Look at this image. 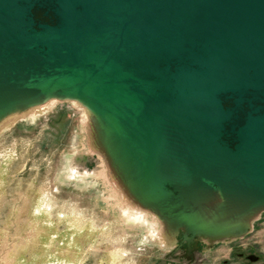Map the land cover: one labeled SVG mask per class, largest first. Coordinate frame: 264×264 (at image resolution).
<instances>
[{
    "label": "water",
    "instance_id": "obj_1",
    "mask_svg": "<svg viewBox=\"0 0 264 264\" xmlns=\"http://www.w3.org/2000/svg\"><path fill=\"white\" fill-rule=\"evenodd\" d=\"M44 97L169 202L264 205V0H0V114Z\"/></svg>",
    "mask_w": 264,
    "mask_h": 264
},
{
    "label": "rangeland",
    "instance_id": "obj_2",
    "mask_svg": "<svg viewBox=\"0 0 264 264\" xmlns=\"http://www.w3.org/2000/svg\"><path fill=\"white\" fill-rule=\"evenodd\" d=\"M42 104L0 117V264H249L239 251L264 264V210L232 240L165 229L112 179L99 118L76 100Z\"/></svg>",
    "mask_w": 264,
    "mask_h": 264
},
{
    "label": "bare ground",
    "instance_id": "obj_3",
    "mask_svg": "<svg viewBox=\"0 0 264 264\" xmlns=\"http://www.w3.org/2000/svg\"><path fill=\"white\" fill-rule=\"evenodd\" d=\"M49 98L20 104L11 111L2 112L0 117L28 112L43 105L42 103ZM92 124L94 133L92 137L95 139L92 140L96 141L98 151L107 157L112 179L123 190L127 204L137 210L149 211L165 229L170 228L173 231L183 228L199 235L204 234L210 242L226 240L242 235L243 228L252 227L253 221L264 210V205L224 198L219 192H203L169 202L163 195L149 192L136 182L128 168L118 162L110 133L105 134L96 120Z\"/></svg>",
    "mask_w": 264,
    "mask_h": 264
},
{
    "label": "flooded vegetation",
    "instance_id": "obj_4",
    "mask_svg": "<svg viewBox=\"0 0 264 264\" xmlns=\"http://www.w3.org/2000/svg\"><path fill=\"white\" fill-rule=\"evenodd\" d=\"M237 255L240 259H244L249 264H259L263 260V256L254 251H239Z\"/></svg>",
    "mask_w": 264,
    "mask_h": 264
}]
</instances>
